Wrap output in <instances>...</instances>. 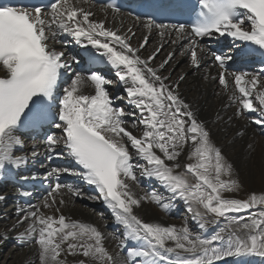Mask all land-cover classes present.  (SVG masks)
I'll use <instances>...</instances> for the list:
<instances>
[{"label":"snow or ice","instance_id":"obj_1","mask_svg":"<svg viewBox=\"0 0 264 264\" xmlns=\"http://www.w3.org/2000/svg\"><path fill=\"white\" fill-rule=\"evenodd\" d=\"M94 6V0L0 3V172L22 170L42 154L35 144L30 153L18 154L25 145L21 129L54 125L60 135L46 134L43 155L49 160L66 156L74 167L51 168L46 178L69 174L94 186L97 195L88 198L102 200L121 229L117 250L109 251L98 227L61 212L65 197L82 198L84 193L59 179L49 184L39 206L16 208V222L0 234V243L9 231L27 225L17 241L36 248L39 264H68V257L74 264H220L248 257L264 262V191L246 199L224 195L239 193L242 182L207 123L183 98L180 86L186 76L172 79L176 52L169 51L154 65L169 42L194 70L211 55L217 75L205 79L217 82L235 105V117L256 114L252 123L264 131V70L230 72L233 57L209 53L203 43L230 37L234 45L240 42L236 46H242L241 57L264 53V0H196L188 9L189 23L137 16L145 34L136 46L131 28L122 33L107 26L108 16L115 19L120 13L116 3L103 0L105 19L95 18ZM153 34L158 43L148 52ZM62 37L90 46L93 59L98 54L115 70L133 111L114 107L107 90L112 81L97 71H76L80 61L66 54L68 41ZM66 77L70 80L61 90ZM126 116L134 117L131 124ZM244 134L237 130L236 135ZM182 156L187 162H181ZM141 177L158 181L170 193L168 202L156 190L138 194ZM19 195L31 193L21 190ZM175 199L185 203L199 232L187 224L165 225L138 214L146 203L167 211Z\"/></svg>","mask_w":264,"mask_h":264},{"label":"bare ground","instance_id":"obj_2","mask_svg":"<svg viewBox=\"0 0 264 264\" xmlns=\"http://www.w3.org/2000/svg\"><path fill=\"white\" fill-rule=\"evenodd\" d=\"M92 11L95 13L96 19H105V15L101 10L100 5H95L92 8ZM107 19L108 27L118 29L122 33L126 32L129 28L135 32L136 38L132 40L133 46H136L145 34L140 22L128 14L120 13L116 15L115 19L109 15ZM65 39L68 41L65 45L66 54L68 56H74L73 51L76 43L72 41L70 37ZM157 43L158 37L153 34L148 46V52H150L157 45ZM203 43L209 53L221 54L219 50L222 46L219 45V43L208 39H205ZM239 43L240 42H236L234 45L232 42L233 47L231 50L235 53L241 51L242 46H236ZM55 47L59 50L61 45L56 44ZM88 49L91 52L93 50L90 46ZM169 51L176 52V56L172 61V66L174 68V71H172V79L175 80L180 74H184L186 76L185 81L181 83L180 92L183 98L192 105L194 110L198 112L199 118L207 123L215 144L222 149L225 157L233 163L237 169L238 179L243 185L242 190L247 192L251 187H264V131L261 130L258 132L259 127H256V125L252 123V117L256 114H246V117L240 118L235 117L233 115L236 111L235 105L230 104V101L227 99V96L222 93L217 82L211 79H205V76L208 74L211 76L217 75V69L212 66L211 55H205L202 60V67L199 70H194L190 67L188 59L180 56V49L177 46L171 45L169 42L165 43L163 50L154 61V65L159 64ZM148 52H142V55L147 56ZM247 59H252V57H233V60L227 66L228 70L230 72L239 71L247 73H260L264 70L263 65L260 63L247 65ZM234 67L237 68V70L234 71ZM100 71L106 79L113 82L112 84L107 85V90L111 95L115 94L116 97H119V99H114V107H118L116 105L119 104L120 107L118 108H123L126 112L133 111L132 106L128 103L124 86L119 83L118 78L115 75V70L108 65L103 70L100 69ZM162 74L167 75L168 72L164 71ZM69 80L70 77L63 87L67 85ZM229 117L233 118L229 120ZM125 119H127L131 124L134 117L126 116ZM237 130H242L245 134L243 136H238L236 135ZM50 131L57 136L60 135V130L56 129L54 125L50 128ZM134 134L139 135L140 133L135 131ZM33 144L37 145V150L42 153L39 157H43L44 160L36 166V171H34V169H30L28 171L29 174L35 173L39 178H46V173L47 171H50L51 168H72L71 159L66 156L53 158L51 160L47 159V157L43 155L45 151L44 141H41L40 139L32 137L27 138L25 140L23 152L18 154L30 153ZM249 144L253 145L252 149L249 148ZM181 162H187L186 156L181 157ZM32 163L33 162L30 164ZM13 170L15 169L10 171ZM4 172H0V175H2L1 177L9 175L4 174ZM136 172L139 176V169H137ZM64 177H66V180L60 181L61 183L79 188L84 193V196L82 198L71 197L70 199L65 197L68 202L65 206L61 207V212L66 217L88 222L98 227L106 236L105 246L109 249V251L115 252L121 237V229L116 224L111 211L106 208L102 200L88 198L97 195L94 190V186L87 185L80 180L79 177L69 174H63L59 178ZM53 178L55 179L56 177ZM152 190H156L158 193L165 196L166 202H168L167 198L170 197V193H168L158 181L141 177L139 187L136 189L137 193L143 195L151 192ZM25 191L30 192L31 196L25 197L24 200L26 203L24 204L22 201L17 202V200L10 196V194L15 193V188L10 189L6 186L3 192L0 191V195L2 196L4 194H9V197L0 201V234L16 222V208L18 206L27 207L29 204L39 206L45 197L44 195H40L38 192L31 189ZM171 204L172 206L167 211H164L155 205L146 203L142 209L138 210V214L145 220L157 221L165 225H176L179 227L187 224L186 221H180V219H176L174 217L180 212L179 209L187 211L185 203L179 199H175L171 201ZM176 210L178 211L176 212ZM46 212L51 214L52 209H48ZM187 225L189 227L191 225L192 227L190 228L195 232L200 231L194 221ZM26 226L27 225L18 226L15 231H9L8 239L0 243V264H39L36 248L21 247L17 241V234L19 232H23ZM214 228L215 226L210 228L208 234H211ZM67 262L68 264H74L71 257L67 258ZM246 262H250V264H264V262L257 257L228 258L226 261H222V263H220L246 264Z\"/></svg>","mask_w":264,"mask_h":264},{"label":"rangeland","instance_id":"obj_3","mask_svg":"<svg viewBox=\"0 0 264 264\" xmlns=\"http://www.w3.org/2000/svg\"><path fill=\"white\" fill-rule=\"evenodd\" d=\"M256 127H258V126L256 125ZM259 131H261L260 128H259L258 132ZM262 191H264V187H261V188L251 187L249 189V191H247V192H245L244 190H241L239 193H224V195L234 197V198H239V199H246L250 193L255 192V193L259 194ZM179 210H180V212L174 216L176 219H180V221L184 220L187 222V224H190L191 222H193L191 213L189 214L187 211H184L182 209H179ZM177 211L178 210H176V212ZM190 227H192V226L190 225Z\"/></svg>","mask_w":264,"mask_h":264}]
</instances>
